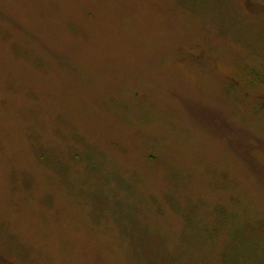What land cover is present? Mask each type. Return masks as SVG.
Returning a JSON list of instances; mask_svg holds the SVG:
<instances>
[{"label":"rangeland","instance_id":"374dc122","mask_svg":"<svg viewBox=\"0 0 264 264\" xmlns=\"http://www.w3.org/2000/svg\"><path fill=\"white\" fill-rule=\"evenodd\" d=\"M0 264H264V0H0Z\"/></svg>","mask_w":264,"mask_h":264}]
</instances>
